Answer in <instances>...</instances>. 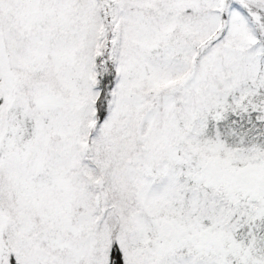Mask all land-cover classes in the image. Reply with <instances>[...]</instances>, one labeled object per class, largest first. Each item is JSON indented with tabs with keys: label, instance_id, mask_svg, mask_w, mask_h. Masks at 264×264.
Segmentation results:
<instances>
[{
	"label": "snow or ice",
	"instance_id": "6c2138e0",
	"mask_svg": "<svg viewBox=\"0 0 264 264\" xmlns=\"http://www.w3.org/2000/svg\"><path fill=\"white\" fill-rule=\"evenodd\" d=\"M0 264H264V0H0Z\"/></svg>",
	"mask_w": 264,
	"mask_h": 264
}]
</instances>
